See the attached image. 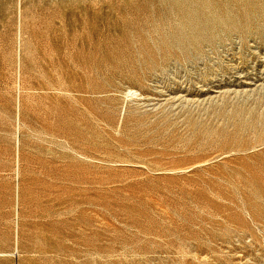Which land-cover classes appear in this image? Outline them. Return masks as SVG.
I'll return each instance as SVG.
<instances>
[{"label": "rangeland", "instance_id": "obj_1", "mask_svg": "<svg viewBox=\"0 0 264 264\" xmlns=\"http://www.w3.org/2000/svg\"><path fill=\"white\" fill-rule=\"evenodd\" d=\"M0 264H264V0H0Z\"/></svg>", "mask_w": 264, "mask_h": 264}, {"label": "bare ground", "instance_id": "obj_2", "mask_svg": "<svg viewBox=\"0 0 264 264\" xmlns=\"http://www.w3.org/2000/svg\"><path fill=\"white\" fill-rule=\"evenodd\" d=\"M133 93V92H132ZM130 95V94H129Z\"/></svg>", "mask_w": 264, "mask_h": 264}]
</instances>
